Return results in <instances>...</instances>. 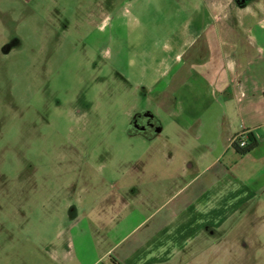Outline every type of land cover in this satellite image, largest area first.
Here are the masks:
<instances>
[{
  "label": "rangeland",
  "instance_id": "1",
  "mask_svg": "<svg viewBox=\"0 0 264 264\" xmlns=\"http://www.w3.org/2000/svg\"><path fill=\"white\" fill-rule=\"evenodd\" d=\"M156 3L0 0V264H113L105 233L120 202L172 194L181 157L162 155L167 114L123 76L138 54L127 31L158 30ZM220 15L210 26L239 24ZM140 111L163 132L129 135ZM220 233L164 264H264V194Z\"/></svg>",
  "mask_w": 264,
  "mask_h": 264
},
{
  "label": "crops",
  "instance_id": "2",
  "mask_svg": "<svg viewBox=\"0 0 264 264\" xmlns=\"http://www.w3.org/2000/svg\"><path fill=\"white\" fill-rule=\"evenodd\" d=\"M231 1L157 0L154 13L165 17L158 30L127 31L138 54L123 76L167 114L173 134L163 139L162 155L170 164L181 157V167L160 203L120 202L123 217L124 208L113 203V216L121 217L105 233L113 264L202 254L226 220L264 194V0L232 9L239 24L210 26L230 12ZM154 32L167 38L162 46ZM241 125L256 137L242 156L229 144Z\"/></svg>",
  "mask_w": 264,
  "mask_h": 264
},
{
  "label": "flooded vegetation",
  "instance_id": "3",
  "mask_svg": "<svg viewBox=\"0 0 264 264\" xmlns=\"http://www.w3.org/2000/svg\"><path fill=\"white\" fill-rule=\"evenodd\" d=\"M251 1L252 0H232L231 3L233 8L231 7L229 10L232 12V9L241 10L246 8ZM155 131L156 128L154 126L152 117L145 111H140L130 119L128 127L129 135L133 136L140 134L148 137L152 135V133H155Z\"/></svg>",
  "mask_w": 264,
  "mask_h": 264
},
{
  "label": "built area",
  "instance_id": "4",
  "mask_svg": "<svg viewBox=\"0 0 264 264\" xmlns=\"http://www.w3.org/2000/svg\"><path fill=\"white\" fill-rule=\"evenodd\" d=\"M252 138H256L253 132L241 125L240 130L229 139V144L232 148L245 149Z\"/></svg>",
  "mask_w": 264,
  "mask_h": 264
},
{
  "label": "trees",
  "instance_id": "5",
  "mask_svg": "<svg viewBox=\"0 0 264 264\" xmlns=\"http://www.w3.org/2000/svg\"><path fill=\"white\" fill-rule=\"evenodd\" d=\"M255 145H256V141L252 138L250 144L245 149H239V148H234V149L237 150L242 156L244 154H247Z\"/></svg>",
  "mask_w": 264,
  "mask_h": 264
},
{
  "label": "water",
  "instance_id": "6",
  "mask_svg": "<svg viewBox=\"0 0 264 264\" xmlns=\"http://www.w3.org/2000/svg\"><path fill=\"white\" fill-rule=\"evenodd\" d=\"M158 131V128L156 129V132Z\"/></svg>",
  "mask_w": 264,
  "mask_h": 264
}]
</instances>
